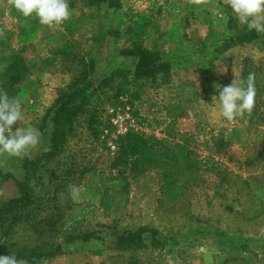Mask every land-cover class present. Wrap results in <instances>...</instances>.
Returning <instances> with one entry per match:
<instances>
[{
  "label": "rangeland",
  "instance_id": "1",
  "mask_svg": "<svg viewBox=\"0 0 264 264\" xmlns=\"http://www.w3.org/2000/svg\"><path fill=\"white\" fill-rule=\"evenodd\" d=\"M113 1L68 0L70 18L49 27L0 0V91L24 110L13 130L40 135L19 157L0 155V208L18 197L24 161L35 162L31 202L0 232V255L264 264V33L240 25L222 0ZM239 33L251 39L227 47ZM138 49L168 64L167 75L134 81L138 58L128 53ZM244 73L253 110L227 121L212 98ZM68 94L75 114L54 148L53 117ZM130 135L135 152L124 155ZM139 230L141 245L118 243Z\"/></svg>",
  "mask_w": 264,
  "mask_h": 264
},
{
  "label": "clouds",
  "instance_id": "2",
  "mask_svg": "<svg viewBox=\"0 0 264 264\" xmlns=\"http://www.w3.org/2000/svg\"><path fill=\"white\" fill-rule=\"evenodd\" d=\"M12 6L25 18L35 17L41 25L58 26L70 18L68 0H10ZM201 0H196L200 3ZM231 9V14L240 25L249 31L264 33V0H222V5ZM218 97L213 96V104H218L220 115L227 121H235L251 115L255 103V88L250 75L247 81L235 80L222 88L217 85ZM21 102L0 91V155L19 157L40 142L38 130L13 125L23 120ZM75 191V190H73ZM0 264H26V261L11 256L0 255Z\"/></svg>",
  "mask_w": 264,
  "mask_h": 264
},
{
  "label": "trees",
  "instance_id": "3",
  "mask_svg": "<svg viewBox=\"0 0 264 264\" xmlns=\"http://www.w3.org/2000/svg\"><path fill=\"white\" fill-rule=\"evenodd\" d=\"M90 5H95L96 7H100L101 5L106 4L109 8H112L116 5V2L113 0H88ZM247 39H251L247 37L245 33H239L235 38L230 39L226 45L227 47L232 46L233 44H240ZM131 56L138 58V63L134 72V81L142 80L146 78H153L157 73H163V75H167L168 73V64L163 63L159 60L158 56L155 53H152L148 50H136L135 52L128 53ZM248 74H243V81H247ZM74 95L68 94L59 99V106L55 111L53 121L55 124V131L53 133L52 139V147L59 146L65 137V130L60 129L63 123L69 122L71 117L75 114V108H71L72 100ZM133 135L129 136V144L123 147L122 151L124 155H131L135 152L133 149V143L130 140L133 138ZM264 156V154H262ZM35 164L34 160H25L22 166L23 171H25V180L23 182H17V192L18 197L9 200L6 204L0 208V232L1 236L5 237L7 232L10 230L11 226L18 220L19 214L23 209L26 208L28 204L31 202V194L27 190L26 182H28V173L29 168ZM158 166H163L161 161H158ZM6 222H9L6 224ZM126 233L117 238L118 243L121 245L124 244H138L141 245L142 238L141 234L143 230L140 232ZM149 233L151 236H156L157 232L155 230H151ZM131 245V244H130Z\"/></svg>",
  "mask_w": 264,
  "mask_h": 264
}]
</instances>
